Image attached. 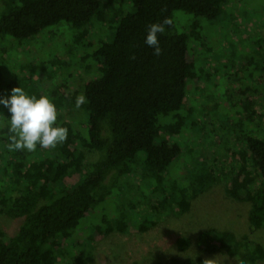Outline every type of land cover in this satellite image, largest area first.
I'll return each instance as SVG.
<instances>
[{
  "label": "trees",
  "instance_id": "1",
  "mask_svg": "<svg viewBox=\"0 0 264 264\" xmlns=\"http://www.w3.org/2000/svg\"><path fill=\"white\" fill-rule=\"evenodd\" d=\"M227 2L1 0L0 36L22 42L49 28L67 24L76 33L70 46L93 49L91 25L107 23L115 28V34L111 43L98 44L92 53L80 58L78 67H84V73L92 70L86 64L88 59H93L94 71L99 73V77L83 83L82 91L52 85L56 75L47 65L35 69L41 71L43 88L30 87L28 95L37 99L46 97L55 105L56 126L67 129L63 143L47 149L38 145L31 152L9 150L13 135L10 116L6 109H0V215L22 220L14 236L0 230V264H93L92 252L75 253L72 246L76 235L86 227L91 247L114 232L144 233L150 226H156V220L146 218L134 228L128 213L123 212L120 219L110 220L104 215L99 223L82 224L95 215L97 205L110 197L121 180L139 174L134 166L141 154L144 160L140 175L151 187L148 195L140 194L138 203L125 202L123 210L142 207L155 213V218L165 211L182 216L190 211L191 201L229 175L227 196L250 204L251 229H264V137L254 129L255 118L260 117L257 88L247 87L240 92L244 97L243 121L251 122V126L249 132L235 137L238 147L224 163H232L228 172L215 173L212 161H204L205 171L183 176L180 185L177 181L167 183L164 176L183 153L178 139L195 126L191 111L187 115H181L180 111L189 84L198 87L202 79L200 53L209 50L198 19L216 20ZM127 7L132 11L125 14ZM114 9L117 12L112 16L110 12ZM176 13L194 18L188 21L182 16L176 21ZM165 19L171 23L159 35L162 54L157 56L145 39L149 26ZM191 41L195 43L192 49ZM260 43L263 41H257ZM69 64L71 61L65 62L66 66ZM259 79L264 89V74ZM78 96L85 97V102L76 108ZM161 117L169 119L168 123L160 125ZM134 188L131 191L135 194ZM90 227L95 228L92 234L87 232ZM176 243L180 252L195 246L204 254H225L241 264H264V246L248 235L238 237L230 230L209 228L196 239L179 236ZM180 262L205 264L203 257L172 263Z\"/></svg>",
  "mask_w": 264,
  "mask_h": 264
},
{
  "label": "rangeland",
  "instance_id": "2",
  "mask_svg": "<svg viewBox=\"0 0 264 264\" xmlns=\"http://www.w3.org/2000/svg\"><path fill=\"white\" fill-rule=\"evenodd\" d=\"M1 6L0 0V11ZM130 11L132 9L128 7L124 9L125 14ZM116 12L114 9L110 13L113 16ZM182 16V13H176V21L177 17ZM183 17L188 21L194 18ZM198 21L203 28L202 34L208 40L209 50L200 53L198 63L204 71L202 79L198 87L189 84L185 104L180 111L181 115L191 111L195 126L189 127L178 139L183 153L165 173L167 183H179L185 175L200 173L205 169L204 161H212L215 173L230 170L232 163H224L238 147L235 137L250 131L251 122L243 121L245 115L241 101L244 97L240 94L247 87L258 90L257 101L260 105L257 106V112L260 117L255 118L254 129L264 137V89L259 82L264 74V0H228L219 18L212 22H205L201 18ZM177 28L183 32L179 26ZM74 33L69 25L61 24L22 42L11 36H0V94H8L13 87H20L27 94L30 87L42 89L41 71L35 69L43 65H47L56 75L51 78L52 85L69 87L73 92L82 91L84 82L99 77L98 71H94L96 63L93 59L86 61L92 67L89 73H84V67L79 68L78 62L85 53H92L98 44L111 43L115 28L107 23L91 25L90 43L94 50L81 45L70 46ZM259 40L263 41L260 45L257 44ZM194 45L193 41L189 42L190 49ZM66 61H71V65L66 66ZM46 95L49 96L50 92L47 91ZM249 96L253 97L252 94ZM168 120L161 117L159 124L163 126ZM143 160L141 154L134 166L139 174L121 180L113 188L110 197L97 205L95 215L82 224L91 221L99 223L104 215L109 216L110 220L120 219L123 212L128 213L129 222L134 228L146 218L156 220L157 225L150 226L144 233L114 232L91 247L86 227L75 237L72 245L75 253L92 252L93 264H173V260L197 257H203L205 264H241L225 254H204L195 246L187 252L178 250L176 242L179 236L188 235L196 239L201 231L209 228L230 230L238 237L248 235L252 241L264 246V229L252 230L250 227V204L236 202L227 196L226 189L230 183L227 174L206 193L191 201L190 211L182 216L165 211L155 218V213L142 207L134 211L123 210L125 202L133 200L135 203V200H140V194L148 195L151 183L140 175ZM123 186L126 187L122 189ZM133 187L135 194L131 191ZM21 223L22 220L0 215V230L9 237L16 234ZM87 232L92 234L95 228L90 227Z\"/></svg>",
  "mask_w": 264,
  "mask_h": 264
},
{
  "label": "clouds",
  "instance_id": "3",
  "mask_svg": "<svg viewBox=\"0 0 264 264\" xmlns=\"http://www.w3.org/2000/svg\"><path fill=\"white\" fill-rule=\"evenodd\" d=\"M171 21L151 24L148 28L145 44L154 49V54H162L159 35L165 32V25ZM85 97L76 98V108L81 107ZM0 109H6L10 116L9 150L35 151L41 148H54L67 138V129L56 126L57 112L55 105L46 97L37 99L28 95L22 88L13 87L8 94H0Z\"/></svg>",
  "mask_w": 264,
  "mask_h": 264
}]
</instances>
